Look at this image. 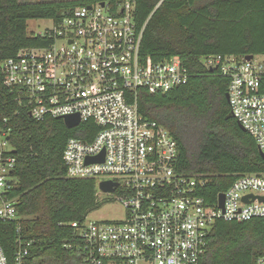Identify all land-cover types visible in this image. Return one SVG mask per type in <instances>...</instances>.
<instances>
[{
  "label": "built area",
  "instance_id": "built-area-1",
  "mask_svg": "<svg viewBox=\"0 0 264 264\" xmlns=\"http://www.w3.org/2000/svg\"><path fill=\"white\" fill-rule=\"evenodd\" d=\"M134 13L135 0H116L51 19L52 27L35 33L45 44L2 62L4 84L37 121L78 115L77 127L93 122L99 128L91 140L68 139L67 176L117 183L114 192H103L121 203L125 216H87L70 224L81 241L82 264H203L218 220L264 217V173L239 176L222 192V207L221 193L215 203L199 193L206 186L203 176L177 170L179 144L164 125L140 112L138 92H168L188 84L190 72L180 56L143 58L144 28ZM252 55L212 54L202 62L228 78L231 111L264 153V53ZM12 132L11 117L0 105V224L14 227L12 264H27L34 240L23 233L19 198L12 195L18 162ZM102 154L104 161L88 162ZM0 264H10L1 236Z\"/></svg>",
  "mask_w": 264,
  "mask_h": 264
},
{
  "label": "trees",
  "instance_id": "trees-1",
  "mask_svg": "<svg viewBox=\"0 0 264 264\" xmlns=\"http://www.w3.org/2000/svg\"><path fill=\"white\" fill-rule=\"evenodd\" d=\"M102 1L116 0H0V105L11 117V143L18 158L12 195L19 198L23 233L34 240L27 264H82L77 249L81 241L70 224L84 220L108 200L97 196L96 179L67 176L63 152L70 137L91 140L99 128L93 122L68 128L63 119H33L16 92L4 84L1 64L23 48L46 43L29 32L30 20L58 22L77 7ZM134 17L144 28L143 58L180 56L190 72L188 84L168 92H138L140 112L164 125L177 140V170L203 176L206 186L199 193L210 203L239 176L264 173L255 139L229 117L228 78L202 62L212 54L264 53V0H135ZM0 236L12 264L14 227L0 224ZM261 259L264 217H256L218 220L202 263L259 264Z\"/></svg>",
  "mask_w": 264,
  "mask_h": 264
},
{
  "label": "rangeland",
  "instance_id": "rangeland-1",
  "mask_svg": "<svg viewBox=\"0 0 264 264\" xmlns=\"http://www.w3.org/2000/svg\"><path fill=\"white\" fill-rule=\"evenodd\" d=\"M22 2H40V1H61V0H21ZM53 22L51 19H33L29 21L28 30L30 33L43 32L47 27H52ZM97 192L100 193L99 198L107 200L109 196L100 189V185L96 182ZM125 216V210L121 203L118 201H106L103 206L92 212L89 215L91 220H116L123 219Z\"/></svg>",
  "mask_w": 264,
  "mask_h": 264
},
{
  "label": "water",
  "instance_id": "water-1",
  "mask_svg": "<svg viewBox=\"0 0 264 264\" xmlns=\"http://www.w3.org/2000/svg\"><path fill=\"white\" fill-rule=\"evenodd\" d=\"M101 4L104 5L105 1H102ZM252 56H253L252 54H248L246 57H247V59H251ZM226 98L229 101V94L228 93L226 94ZM229 117H234V114L232 111L230 112ZM64 122L68 128H75L79 125L80 118L78 115L66 116V117H64ZM238 124L242 130L246 131V129L244 128V126L240 122H238ZM260 153H261L262 157L264 158V153L261 150H260ZM91 161H104V154L97 156L95 158H90L88 160V162H91ZM117 185H118L117 183H114L112 181H103L100 183V189L106 193H110V192L115 191ZM250 196L255 198L254 195H250ZM250 196H246L245 199H247ZM224 197H225V195L223 193H221L219 195L220 205L222 207L224 205ZM260 199L264 200V197H260Z\"/></svg>",
  "mask_w": 264,
  "mask_h": 264
}]
</instances>
